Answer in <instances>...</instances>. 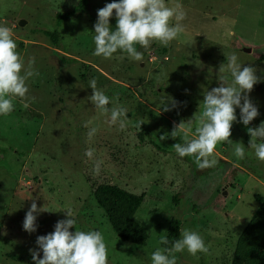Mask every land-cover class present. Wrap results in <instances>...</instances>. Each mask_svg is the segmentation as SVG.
<instances>
[{
    "label": "rangeland",
    "instance_id": "obj_1",
    "mask_svg": "<svg viewBox=\"0 0 264 264\" xmlns=\"http://www.w3.org/2000/svg\"><path fill=\"white\" fill-rule=\"evenodd\" d=\"M77 2L0 0V26L12 30L25 67L33 60L38 73L26 81L24 101L16 98L13 111L0 115V264H34L30 250L43 258L37 237L54 232L69 208L76 219L69 231H100L108 264H151L171 219L180 230L198 232L209 249L195 256L186 249L176 253L177 264H231L237 238L257 209L254 196L264 195V162L249 148L247 131L264 122V0H165L182 5L185 30L166 47L155 41L147 49L135 45L141 62L116 59L119 50L111 59L93 55L97 12L119 0H89L85 14L57 25L55 14ZM20 20L26 23L20 26ZM175 23L173 18L170 25ZM109 25L115 30V10ZM45 31L57 34L56 44ZM232 53L242 67L255 69L258 82L247 95L259 114L245 126L236 108L230 140L244 145L243 160L232 143L220 142L213 154L217 165L201 170L194 157L175 152L182 133L175 139L170 133L201 110L205 92L220 86L219 68ZM92 78L110 101L118 97L127 109L123 130L110 126L88 99ZM91 128L97 131L89 139ZM97 161L99 174L93 172ZM99 184L144 196L135 219L147 232L145 246L116 236L93 197ZM33 200L45 211L34 213L36 231L29 233L23 221Z\"/></svg>",
    "mask_w": 264,
    "mask_h": 264
},
{
    "label": "clouds",
    "instance_id": "obj_2",
    "mask_svg": "<svg viewBox=\"0 0 264 264\" xmlns=\"http://www.w3.org/2000/svg\"><path fill=\"white\" fill-rule=\"evenodd\" d=\"M114 10L116 27L112 30L109 20ZM97 15L93 55L105 59L113 58L119 50L122 54L116 59L123 61L127 58L130 61L141 62L143 53L138 51L135 45L147 49L155 41L166 47L185 30L181 23L186 16L182 5L174 3L168 6L165 0H119L107 3L98 10ZM173 18L176 21L174 26L170 25ZM13 35L10 28L0 26V115L3 116L13 111V101L16 98L24 101L28 92L26 81L38 75L32 67L33 60H29L25 67L23 59L17 52ZM225 56L227 63L219 68L220 86L205 92L201 110L196 112L187 124L182 121L174 125L170 133L173 139L182 133L183 142L173 145L175 152L179 157H194V163L201 170L217 165L213 154L220 142L232 143L234 155L243 160L244 145L230 140L233 122L237 120L236 108L240 109V121L245 126L259 114L247 95L258 82L255 69L250 66L242 67L235 53ZM89 86L93 92L88 98L91 103L108 117L106 122L110 126L118 123L119 128L123 130L126 127L128 112L116 102L118 97L110 101V98L97 88L95 78L90 79ZM110 103L113 105L111 108ZM162 103L164 105V100ZM28 106V103H23L24 108ZM172 107H176L174 100ZM169 110L166 105L163 107V111ZM192 121L196 122L194 133ZM88 123L90 122H86L84 126L88 127ZM141 124L143 121L138 122L137 126L140 128ZM96 131V128H91L88 132L89 139ZM247 131L250 135L249 148L254 150L258 160L264 162V122L256 128H248ZM166 138L161 136L160 139ZM85 155L92 159L94 150H86ZM101 164L102 161L95 163L93 168L95 174H99ZM43 211H45L43 208L38 209L33 200L25 215L23 229L29 233L36 231L37 217L34 213ZM66 216L67 219L56 223L54 232L37 237L36 243L43 252V258H39V252L30 250L34 264H108L107 246L102 233L96 230L86 232L77 229L73 233L69 229L76 226V219L70 208L66 210ZM180 236L181 238L174 241L170 248H157L151 254V264H177L175 254L185 249L193 256L198 252L208 253L209 249L198 232L182 229ZM159 243L168 245L169 240L162 236Z\"/></svg>",
    "mask_w": 264,
    "mask_h": 264
},
{
    "label": "trees",
    "instance_id": "obj_3",
    "mask_svg": "<svg viewBox=\"0 0 264 264\" xmlns=\"http://www.w3.org/2000/svg\"><path fill=\"white\" fill-rule=\"evenodd\" d=\"M89 0H78L77 4L67 12L55 14L57 25L86 13ZM53 44L57 43L55 32H44ZM143 137L140 135L139 140ZM151 143V142H150ZM96 204L105 212L116 236L124 241L137 246L147 244L148 235L145 228L135 219V214L144 203L143 195H135L122 188L99 184L93 189ZM257 209L252 215L244 230L235 243L231 264H264V195H255ZM181 224L178 220L171 219L168 223V245L170 248L174 241L180 239ZM21 261L20 256H10Z\"/></svg>",
    "mask_w": 264,
    "mask_h": 264
},
{
    "label": "water",
    "instance_id": "obj_4",
    "mask_svg": "<svg viewBox=\"0 0 264 264\" xmlns=\"http://www.w3.org/2000/svg\"><path fill=\"white\" fill-rule=\"evenodd\" d=\"M25 23L26 22L24 20H20L19 21V25L20 26H23ZM244 51L247 52V53H250L251 52L250 48H245Z\"/></svg>",
    "mask_w": 264,
    "mask_h": 264
}]
</instances>
